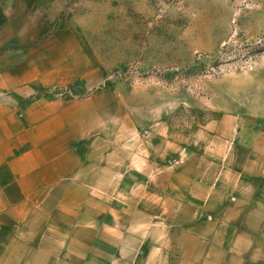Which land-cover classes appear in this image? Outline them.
<instances>
[{"label":"crops","instance_id":"1","mask_svg":"<svg viewBox=\"0 0 264 264\" xmlns=\"http://www.w3.org/2000/svg\"><path fill=\"white\" fill-rule=\"evenodd\" d=\"M40 5L0 0V264H264V122L148 171L98 57Z\"/></svg>","mask_w":264,"mask_h":264},{"label":"rangeland","instance_id":"2","mask_svg":"<svg viewBox=\"0 0 264 264\" xmlns=\"http://www.w3.org/2000/svg\"><path fill=\"white\" fill-rule=\"evenodd\" d=\"M39 1L98 57L145 134L132 151L148 171L151 158L220 151L235 118L264 122V0Z\"/></svg>","mask_w":264,"mask_h":264}]
</instances>
